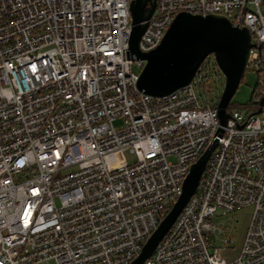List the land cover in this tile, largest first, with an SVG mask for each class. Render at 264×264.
Instances as JSON below:
<instances>
[{"label": "built area", "instance_id": "2783aa9c", "mask_svg": "<svg viewBox=\"0 0 264 264\" xmlns=\"http://www.w3.org/2000/svg\"><path fill=\"white\" fill-rule=\"evenodd\" d=\"M131 2L0 0V264L130 263L214 140L196 192L140 264H264V0H156L139 39L156 47L179 11L249 29L260 89L221 134L214 52L167 94L138 86ZM125 150L134 159L110 168ZM239 207L252 211L228 258L232 228L214 217Z\"/></svg>", "mask_w": 264, "mask_h": 264}, {"label": "water", "instance_id": "95a60500", "mask_svg": "<svg viewBox=\"0 0 264 264\" xmlns=\"http://www.w3.org/2000/svg\"><path fill=\"white\" fill-rule=\"evenodd\" d=\"M156 0H132L130 9L133 26L129 39V49L146 60L138 78V86L145 92L161 96L188 83L198 66L211 52L225 75L217 109L220 120L218 132L229 117L227 106L234 95L253 45L249 29L233 25L229 18L217 13H191L179 11L166 30L161 42L151 50L141 51L138 43L146 28L147 19L152 14ZM264 101V95L260 103ZM260 106L256 112H260ZM217 145L212 141L192 162L187 173L182 192L166 212L159 225L147 237L140 253L128 264H140L151 256L158 242L175 221L189 198L196 192L207 161Z\"/></svg>", "mask_w": 264, "mask_h": 264}, {"label": "rangeland", "instance_id": "374dc122", "mask_svg": "<svg viewBox=\"0 0 264 264\" xmlns=\"http://www.w3.org/2000/svg\"><path fill=\"white\" fill-rule=\"evenodd\" d=\"M261 9L264 11V2L261 3ZM219 80L220 89H222L225 81L222 73L220 74ZM259 89L260 87L258 85L257 73L253 70L245 69L241 81L231 98L230 108H252L250 102L256 97L255 95L259 91ZM117 123L118 120L115 121V124ZM123 159L132 160L134 159V154H132L128 150L117 152L111 156V160L108 162V166L110 168H114ZM251 211L252 209L250 207H239L231 212H227L225 214H221L220 216L214 217V219H217L219 217L221 219H224V223L226 224V226L228 228H232V231L230 233L232 238V243H230V245L232 244L231 246L235 245L241 238ZM212 241L214 244H218L219 239L212 238ZM230 245H228L227 248H229Z\"/></svg>", "mask_w": 264, "mask_h": 264}, {"label": "crops", "instance_id": "0c3cea01", "mask_svg": "<svg viewBox=\"0 0 264 264\" xmlns=\"http://www.w3.org/2000/svg\"><path fill=\"white\" fill-rule=\"evenodd\" d=\"M243 232H244V230H243ZM241 242H242V235H241V238L239 239V241L235 245H233L231 248L223 249L222 253L228 258H232L233 256H235L237 254L239 247L241 245Z\"/></svg>", "mask_w": 264, "mask_h": 264}, {"label": "trees", "instance_id": "16d2710c", "mask_svg": "<svg viewBox=\"0 0 264 264\" xmlns=\"http://www.w3.org/2000/svg\"><path fill=\"white\" fill-rule=\"evenodd\" d=\"M231 106V101L229 102L228 106H227V109L230 111L232 108H230Z\"/></svg>", "mask_w": 264, "mask_h": 264}]
</instances>
